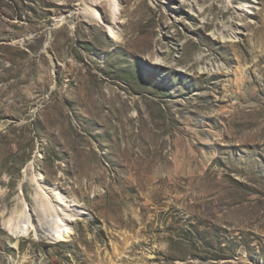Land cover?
Here are the masks:
<instances>
[{
	"label": "rangeland",
	"instance_id": "374dc122",
	"mask_svg": "<svg viewBox=\"0 0 264 264\" xmlns=\"http://www.w3.org/2000/svg\"><path fill=\"white\" fill-rule=\"evenodd\" d=\"M115 1L0 0V264H264V0Z\"/></svg>",
	"mask_w": 264,
	"mask_h": 264
},
{
	"label": "bare ground",
	"instance_id": "6f19581e",
	"mask_svg": "<svg viewBox=\"0 0 264 264\" xmlns=\"http://www.w3.org/2000/svg\"><path fill=\"white\" fill-rule=\"evenodd\" d=\"M256 1V0H254ZM251 6H255V4L251 3ZM111 17H112V23H108L107 27L109 31L112 32V34L118 38L117 35H115V27L119 19L120 14V3L119 1H115L111 5ZM90 16L96 20V21H104L105 19L101 14L99 13L98 9H94ZM105 24V23H104ZM238 29V28H237ZM45 180V177L41 173L37 178H35V181L37 182L41 197L47 199V202H43L41 205V212H42V218H45V221L47 222V225L49 226L50 230V237H53L55 240L63 241L68 240V237L70 235V225L73 223V218H71L74 214L67 212V213H60L58 212L59 209H61L62 205H69V198L58 188H52L51 186H48L47 184L43 183ZM54 203H53V201ZM56 202V203H55ZM71 205H76L75 203ZM26 209V208H25ZM71 211H74V213L81 215L84 210L82 208L74 207L71 209ZM21 212V211H20ZM23 213V212H22ZM24 214V213H23ZM22 214V215H23ZM16 217V216H15ZM33 217V215H32ZM29 213L24 214L22 216L23 219L20 218H14L9 221V228L15 235L25 234L29 232L31 227L33 226V219ZM48 230V231H49Z\"/></svg>",
	"mask_w": 264,
	"mask_h": 264
}]
</instances>
